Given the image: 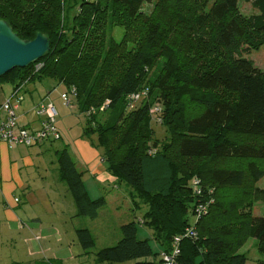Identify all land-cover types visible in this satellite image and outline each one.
I'll use <instances>...</instances> for the list:
<instances>
[{
  "label": "trees",
  "instance_id": "16d2710c",
  "mask_svg": "<svg viewBox=\"0 0 264 264\" xmlns=\"http://www.w3.org/2000/svg\"><path fill=\"white\" fill-rule=\"evenodd\" d=\"M152 1L0 0V19L18 37L29 40L42 32L50 39L46 54L7 72L0 83L14 88L51 77L67 90L74 86L75 104L84 116L83 134L97 135L95 146L103 149L108 171L130 188L136 208L147 205L142 218L120 226L114 245L95 252L96 264L152 255L149 240L137 237V224L151 229L161 251L168 252L173 237L191 223L197 202H207L206 212L193 223L197 237L181 238L177 261L245 264L246 255L238 250L248 238L264 252V213L250 211L253 201L264 203V191L254 186L264 176V76L239 52L253 44V36L264 42V0H252L258 13L249 17L239 14L238 0H191L199 4L203 17L198 25L205 31L188 46L190 59L182 47L168 42L164 24L143 11ZM76 5L70 19L68 12ZM106 17L137 31L128 34L131 40L136 37L133 47L105 43L97 26ZM184 27L188 32L189 26ZM36 64H41L37 70ZM143 88L147 97L128 109L127 96ZM154 97L162 107L163 141L154 138L150 124ZM100 113L105 115L102 121ZM57 162L77 215L95 218L105 197L90 198L66 147L57 151ZM194 177L202 186L200 196L192 191ZM76 237L85 253L94 246L88 228H78Z\"/></svg>",
  "mask_w": 264,
  "mask_h": 264
},
{
  "label": "crops",
  "instance_id": "0c3cea01",
  "mask_svg": "<svg viewBox=\"0 0 264 264\" xmlns=\"http://www.w3.org/2000/svg\"><path fill=\"white\" fill-rule=\"evenodd\" d=\"M12 88L11 84L3 85L0 104L9 96ZM55 88L44 80L28 82L23 100L16 110L19 123L29 127L38 126L41 118L36 115L35 108L48 101L56 108L59 96H54ZM74 107V112L82 115ZM56 111L57 116L59 113L61 115L56 120L60 138L48 142L60 140L61 145L67 148L77 169L82 172L90 198L103 195L106 199L103 207L108 205L112 209V216L122 217L121 212L126 214L118 223L119 228L123 223L135 219V216L128 214L136 209L129 197L130 188L118 182L108 171L103 151H98L92 139L83 134L84 124L80 123L78 129L71 120L73 112L68 114L61 105ZM3 116L0 114V120ZM48 142L31 146L0 142V264H81L79 256L82 246L77 240L76 230L86 227L92 231L93 222L103 213L101 208L95 218L77 215L72 195L67 184L60 179L58 168L54 182L50 181L48 158L45 159L42 151H39ZM15 197H18V201H15ZM160 251L159 246L157 252ZM158 257L147 256L137 261L158 264Z\"/></svg>",
  "mask_w": 264,
  "mask_h": 264
},
{
  "label": "rangeland",
  "instance_id": "374dc122",
  "mask_svg": "<svg viewBox=\"0 0 264 264\" xmlns=\"http://www.w3.org/2000/svg\"><path fill=\"white\" fill-rule=\"evenodd\" d=\"M85 1V0H84ZM143 11L147 14L154 15L157 17L165 26L168 35V42H171L173 45L177 47H182L184 51V57L190 59V55H192L191 49H188V46L195 43L198 39L196 38V34L203 33L204 28L201 29L202 26H199V22L203 14H201V9H199V4L195 3L191 0H153L152 3H146L142 7ZM78 6L76 5L73 9H71L68 13L71 17L77 13ZM108 12V11H107ZM238 12L243 17H249L258 13V10L254 7L252 0H238ZM89 17V16H88ZM109 17H106L104 21L99 20L100 24L97 26V32L103 35L105 43L107 41L112 40L115 43H123L125 48H131L134 45L135 38L132 40V37H129L128 34L137 35V31L125 30L121 25L117 23H113L109 21ZM185 25L189 26V31H185ZM174 28L179 31H174ZM177 36V39L176 37ZM179 38V39H178ZM207 39V38H203ZM175 40V42H174ZM180 40V41H179ZM177 42V43H176ZM251 46H243L242 50L239 52L240 56L247 57L253 61V63L261 70L264 76V42L261 38L253 36L252 37ZM190 54V55H189ZM45 83L53 86L54 96L58 94V102L56 104V108L61 107L65 108L67 113L73 112L74 116L71 118L74 124H77V128L79 129L80 123L84 124V116L77 115L74 112L76 106L75 100H72L71 106H63L62 105V97L63 94L67 91L65 85L62 83L58 84V80L48 77L42 79ZM34 82H39L38 80ZM33 83V82H30ZM10 85L9 83H3V85ZM3 85L0 83V93ZM5 87V86H4ZM159 97H154V102L157 103L159 101ZM160 103V101H159ZM70 107V108H69ZM60 113L56 116V120L60 117ZM105 117L103 113H100L99 120ZM151 127L154 131V138L158 139V141H163L165 137V126L156 123L154 120H151ZM94 145L97 142V135L92 134L90 136ZM48 142V141H47ZM60 140H56L54 142L45 143L41 148V154H43L44 158H48L49 172L51 175L50 181L54 182L55 170L58 168L56 150L63 148ZM38 147V146H33ZM98 151L102 152L103 149L101 147H96ZM154 151V150H153ZM40 154V155H41ZM226 164H232L236 166H243L244 164L239 161H226ZM260 165L264 167V162H260ZM53 173V174H52ZM254 186L258 187L260 191H264V176L254 183ZM68 197L71 198V195L68 194ZM103 208V213L100 218H97L95 222L92 224V235L94 237V246L87 250L85 253L84 249L81 247L79 256L81 264H96L95 262V252L102 247L114 245L121 236L120 228L117 226L119 222H122L123 218H125L126 214L120 213L122 217L112 216V209L110 207L105 206ZM147 211V205L143 203H139V206L135 209V211H129L130 217L135 216V220L138 218H142L144 213ZM255 215H262L264 213V203L262 201H253L251 204V210ZM137 235L138 238H147L152 248V257L154 252L159 250L158 243L153 239L152 231L148 227L137 224ZM119 236V237H118ZM240 253H244L246 255L245 264H262V260H264V252H260L256 248V240L254 238H248L247 241L243 244V246L238 250ZM146 257H142L140 259L127 260L122 262H113L111 264H136L137 260H144ZM103 264V263H101ZM264 264V263H263Z\"/></svg>",
  "mask_w": 264,
  "mask_h": 264
},
{
  "label": "built area",
  "instance_id": "2783aa9c",
  "mask_svg": "<svg viewBox=\"0 0 264 264\" xmlns=\"http://www.w3.org/2000/svg\"><path fill=\"white\" fill-rule=\"evenodd\" d=\"M40 67L41 64H36L35 66L36 70ZM27 83L28 81H23L17 87L12 88L9 96L0 104V114L4 115L0 120V142H5L8 145L31 146L60 138V132L56 125L57 111L54 105L49 101L40 103L35 108L36 115L41 118L38 126L29 127L19 123L16 110L23 100L24 88ZM147 93L148 89L143 88L128 95L126 98L127 108H135L140 101L147 97ZM75 96L76 89L74 86H71L63 94V105L66 107L71 106L72 100ZM105 106H107L106 103ZM161 111L162 107L158 102L153 103L150 106L149 113L156 123H161ZM153 152V149L149 150V154H152ZM192 191L193 194L197 196H200L203 192L200 181L196 177L192 179ZM209 191L211 192V190ZM14 199L15 201H18V197H15ZM206 208L207 202H197L195 204L191 223L185 228L183 234L173 237L168 252L164 250L160 251L158 259L162 264H180L176 259L180 252L179 242L184 236H190L192 238L197 237L193 223L206 212ZM140 222L142 221L140 220Z\"/></svg>",
  "mask_w": 264,
  "mask_h": 264
},
{
  "label": "water",
  "instance_id": "95a60500",
  "mask_svg": "<svg viewBox=\"0 0 264 264\" xmlns=\"http://www.w3.org/2000/svg\"><path fill=\"white\" fill-rule=\"evenodd\" d=\"M50 49V39L37 32L29 40L21 39L11 25L0 19V77L14 68H23L39 60Z\"/></svg>",
  "mask_w": 264,
  "mask_h": 264
}]
</instances>
